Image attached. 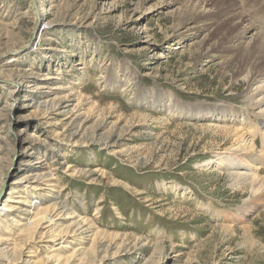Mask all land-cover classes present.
I'll list each match as a JSON object with an SVG mask.
<instances>
[{"label":"rangeland","instance_id":"1","mask_svg":"<svg viewBox=\"0 0 264 264\" xmlns=\"http://www.w3.org/2000/svg\"><path fill=\"white\" fill-rule=\"evenodd\" d=\"M39 1L41 41L32 0H0V264H96L97 242L104 264H264V186L221 162L264 180V0ZM39 201L65 215L25 237Z\"/></svg>","mask_w":264,"mask_h":264},{"label":"bare ground","instance_id":"2","mask_svg":"<svg viewBox=\"0 0 264 264\" xmlns=\"http://www.w3.org/2000/svg\"><path fill=\"white\" fill-rule=\"evenodd\" d=\"M184 1V0H183ZM203 1V0H202ZM218 2H216V4H217V7H222V6H230L229 5V3L227 2V0H217ZM231 1V0H230ZM229 1V2H230ZM244 1V0H243ZM205 2V1H204ZM203 2V3H204ZM187 3H189V8H190V11L191 12H194V13H199L200 11H202L203 9L202 8H204V6L202 5V2L201 1H199V0H187ZM252 3V2H251ZM257 4V3H256ZM260 4V3H259ZM208 5V4H207ZM233 5V4H232ZM32 6H33V10H34V17H35V20H36V23H37V25H38V29H39V41H41V39H43L42 38V34H43V32H45V29H44V25H46L47 24V22H46V12H44L43 11V9H42V5H41V3H40V1L39 0H32ZM234 6V5H233ZM232 6V7H233ZM252 6V5H251ZM231 6H230V9H233ZM259 7V6H258ZM215 8V7H214ZM224 8V7H223ZM225 9V8H224ZM244 9V8H243ZM242 9V10H243ZM208 10H209V7H208ZM211 10V9H210ZM236 10V9H235ZM205 11V10H204ZM207 11V10H206ZM247 11V10H246ZM250 11V10H249ZM223 12V11H222ZM226 12V11H225ZM243 13V12H242ZM220 14V13H219ZM236 14V13H235ZM216 15H218V13L217 14H215V16ZM235 16V15H234ZM238 16V15H237ZM243 16V15H242ZM229 17V16H228ZM231 18V17H230ZM247 18V17H246ZM227 19V18H226ZM229 20V19H228ZM239 20V19H238ZM246 21L247 20H244L243 19V22H245V25H248V24H250L249 22H247V24H246ZM237 22V21H236ZM240 23V22H239ZM243 24V23H242ZM251 25V27H252V24H250ZM230 27L232 28L233 27V25L231 24L230 25ZM254 28V27H253ZM245 29V28H244ZM252 30V29H251ZM260 31V30H259ZM243 33H245V34H249L250 33V31H248V28H246L244 31H243ZM255 34V33H254ZM252 35V34H251ZM260 35H262V33L260 34ZM250 36V35H249ZM254 36V35H253ZM252 36V37H253ZM264 36V35H263ZM252 41H253V44L255 45V46H264V39H262V40H260L258 37H253L252 38ZM250 44V43H249ZM251 46V45H250ZM37 47V46H36ZM235 48V47H234ZM255 49H257L256 47H254ZM18 51V50H17ZM257 75H259V74H257ZM261 75V74H260ZM252 81H254L255 80V78L254 77H252V79H251ZM0 83L1 84H3V83H5V84H8V85H13V86H15L16 85V82H14V81H8V80H2V79H0ZM102 83V82H101ZM260 116V115H259ZM232 120H235V118L234 119H232ZM245 128V127H244ZM238 134V133H237ZM82 135V134H81ZM236 136H238V135H236ZM247 136H248V134H247ZM246 137V136H245ZM244 137V135H241L240 136V139L238 140V142L236 143V145H237V149L238 148H240V147H242V148H240L239 150L240 151H244L243 153H245V155L246 154H248V153H246L247 151H249V152H253V151H255V148H254V141L252 140V137H250L251 139H249L248 137H247V139ZM100 138V137H99ZM102 138V137H101ZM81 139V138H80ZM106 140H108V139H106ZM94 141V140H93ZM102 141V140H101ZM105 141V140H104ZM96 142V141H95ZM97 142H99V141H97ZM236 142V141H235ZM235 147H233V148H235ZM236 148H235V150H236ZM264 149V148H263ZM261 154H264V153H262V151H261ZM227 155H231V154H226V156H223V157H221V162L223 163V168H224V172H227L228 173V176L229 177H231V178H234L235 180H239L240 181V184L241 185H246L247 186V183H248V185L250 186V187H252V189L253 190H259L261 187H263L264 186V180H261L260 178L258 179L256 176H255V172L254 171H256V170H254L255 168H254V163L252 162V161H250V160H248V161H245V162H243V161H241L240 159H238V158H233V157H231L230 158V156H227ZM249 155H250V153H249ZM260 155V154H259ZM261 157V156H260ZM225 158H227L226 160H225ZM232 161V162H231ZM222 163H220V164H222ZM244 167H246V168H244ZM256 167V166H255ZM28 175L27 176H25L27 179H24L22 176L19 178V179H15L16 180V182L15 183H23V184H25V188H27V189H25V190H23L24 192H25V195H26V198H25V200L27 201V199L28 198H32L33 196H34V194L35 193H32L31 192V190L32 189H35V188H32V187H30L29 185H27V184H36V180H34V179H36V177H34L31 173H27ZM24 176V175H23ZM31 176H33L32 178H30ZM29 177V178H28ZM38 178V177H37ZM40 178V177H39ZM38 181H40V180H38ZM264 188V187H263ZM17 188H13L11 191H10V193L8 194L10 197H8L7 199H5V202H9L11 199H9V198H11L12 197V195L13 194H15L16 193V190ZM29 189H31V190H29ZM40 189V188H39ZM39 189H35V190H39ZM263 190V189H262ZM261 190V191H262ZM256 193V192H255ZM254 193V194H255ZM259 193V192H258ZM253 194V193H252ZM262 196H263V193H262ZM262 196H260V197H262ZM37 197V196H36ZM260 197H258L259 199H260ZM263 198V197H262ZM25 200L23 201V202H25ZM32 200V199H31ZM261 200V199H260ZM32 202V201H31ZM31 202H28V204L29 203H31ZM38 203V202H37ZM28 204H25L26 205V208L25 209H22V214L24 215H26L27 217V220L30 222V227L29 228H26V229H24V233H25V237H26V234H27V236H28V238H31V237H33L32 235H29V231H28V229H30V230H36L37 228H39V227H41V226H43L44 224L46 225L45 227L43 226V228H47V227H49L50 228V230L54 227V220L53 219H51V217L50 216H47V215H49V214H55V217L57 218V217H59V219H60V217H62V216H64L65 215V211H63L62 210V207L60 206V205H57L56 203L55 204H52V205H49V206H46V207H41L40 205H41V203H40V201H39V206H37V207H35V208H32V210L30 209V206H28ZM60 204V203H59ZM63 204V203H62ZM2 205V207L0 208V217H1V215H3V213L2 212H7L8 210H10V208L8 207V206H5L4 204H1ZM24 205V204H23ZM7 207V208H6ZM3 208L5 209V211L3 210ZM8 209V210H7ZM65 209V208H64ZM198 209V208H197ZM19 210H20V208H19ZM67 210V209H66ZM68 214V213H67ZM14 222L15 220L13 219V220H11L10 219V222ZM21 221H22V219H21ZM15 223V222H14ZM19 223V222H18ZM78 223H80V222H78ZM12 225V224H11ZM24 225V223H20L19 224V226H23ZM81 223L80 224H76V230H80V229H83L84 228V225H81ZM75 226V225H74ZM40 229V228H39ZM23 230V229H22ZM26 231V232H25ZM30 233H32V231L30 232ZM99 235H101L100 233H99ZM55 237H57V236H59V235H54ZM96 236H97V233H96ZM103 236V235H102ZM111 236V235H110ZM101 237V236H100ZM97 238V237H96ZM83 239V238H82ZM112 239H116V237H112ZM51 240V239H50ZM59 240H63V239H61V236L59 237ZM95 240V239H94ZM3 241V240H2ZM51 242V241H50ZM2 243H4V242H2ZM53 243V242H52ZM99 243H101V242H97L96 244H98L97 245V247H96V253H98V254H101V257H99V259H97V261L96 260H94V261H96L97 263L96 264H104L105 263V261L106 260H113V259H115L116 257H118V253H119V248L116 246V251L113 253V254H111L110 255V251H111V249H112V242L111 243H109L107 246L106 245H103L102 243L101 244H99ZM5 244V243H4ZM0 245H1V242H0ZM156 248H158V246L156 247ZM160 249V248H159ZM6 250V249H5ZM0 252H2V250L0 249ZM157 252V251H156ZM1 254V253H0ZM3 254V253H2ZM6 255V254H5ZM93 255V254H92ZM9 256H11L13 259L15 258V255L13 254L12 255V253L11 254H9L8 255V257ZM98 256V255H97ZM162 255H160V257L159 258H164L163 256L161 257ZM17 258H20V257H17ZM96 258V257H95ZM6 259V258H5ZM94 258H92V260H93ZM90 261V260H89ZM15 262V261H14ZM162 261H160L159 263H161ZM158 263V264H159ZM90 264V263H89ZM91 264H93V261H92V263Z\"/></svg>","mask_w":264,"mask_h":264}]
</instances>
